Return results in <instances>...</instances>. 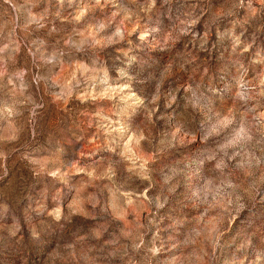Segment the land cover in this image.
<instances>
[{"label": "rangeland", "instance_id": "1", "mask_svg": "<svg viewBox=\"0 0 264 264\" xmlns=\"http://www.w3.org/2000/svg\"><path fill=\"white\" fill-rule=\"evenodd\" d=\"M0 264H264V0H0Z\"/></svg>", "mask_w": 264, "mask_h": 264}]
</instances>
